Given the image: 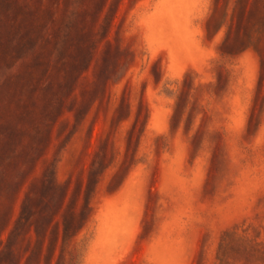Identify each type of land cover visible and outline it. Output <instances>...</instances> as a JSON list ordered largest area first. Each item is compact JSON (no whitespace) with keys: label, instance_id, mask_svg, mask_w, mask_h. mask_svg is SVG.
Masks as SVG:
<instances>
[{"label":"rangeland","instance_id":"rangeland-1","mask_svg":"<svg viewBox=\"0 0 264 264\" xmlns=\"http://www.w3.org/2000/svg\"><path fill=\"white\" fill-rule=\"evenodd\" d=\"M0 264H264V0H0Z\"/></svg>","mask_w":264,"mask_h":264}]
</instances>
